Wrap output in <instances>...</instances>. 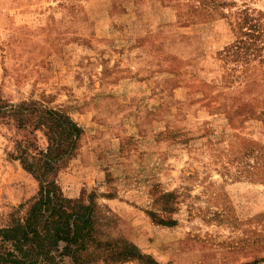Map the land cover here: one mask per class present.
I'll list each match as a JSON object with an SVG mask.
<instances>
[{"label": "rangeland", "instance_id": "1", "mask_svg": "<svg viewBox=\"0 0 264 264\" xmlns=\"http://www.w3.org/2000/svg\"><path fill=\"white\" fill-rule=\"evenodd\" d=\"M42 108L82 127L58 180L114 236L264 264V0H0V228L39 189L16 157L46 149Z\"/></svg>", "mask_w": 264, "mask_h": 264}, {"label": "trees", "instance_id": "2", "mask_svg": "<svg viewBox=\"0 0 264 264\" xmlns=\"http://www.w3.org/2000/svg\"><path fill=\"white\" fill-rule=\"evenodd\" d=\"M34 111L48 145L36 154L21 149L16 158L37 179L39 189L25 213L0 228V264H117L133 259L161 264L114 236L109 230L113 216L103 214L94 199L84 203L65 193L59 170L76 154L83 129L65 113Z\"/></svg>", "mask_w": 264, "mask_h": 264}]
</instances>
